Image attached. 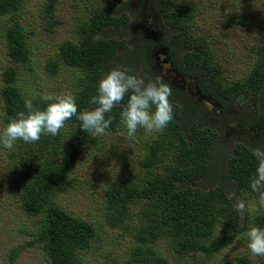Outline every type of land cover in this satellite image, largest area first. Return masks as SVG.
Here are the masks:
<instances>
[{
	"label": "trees",
	"instance_id": "trees-1",
	"mask_svg": "<svg viewBox=\"0 0 264 264\" xmlns=\"http://www.w3.org/2000/svg\"><path fill=\"white\" fill-rule=\"evenodd\" d=\"M58 1L46 0L44 3L45 19L52 24L55 23ZM132 1L103 0L101 5L93 7L87 19L78 26L75 40L59 45L58 60L83 73L74 95L78 115L92 107L89 100L97 95L98 84L107 72L112 68L126 67L134 74L132 68L135 64L148 68L154 62L152 55L158 50H161L156 53L163 73L193 80L194 90L215 108V111L208 109L158 75L172 89L169 99L173 119L162 134L147 145L141 162L142 168L147 170L146 179L142 187L121 182L104 191L105 221L110 226L122 223L128 205L133 201L154 203V207L149 205L142 211L147 219L153 215L155 207L161 205V217H155L153 228L147 233L143 228L135 233L137 239H142V246L133 250L130 262L168 264L153 247L158 239H165L179 258L195 252L209 254L218 251L241 230L237 220L239 212L235 210L239 191L248 189L258 195L251 189L250 181L258 167L253 153L259 143L248 141L244 136L246 133L240 132L257 130L261 137L264 131L261 107L264 104L261 99L264 94V57L254 65L244 83L224 86L217 80L219 70L208 43L191 37L192 30L184 20L188 15L186 11L174 0H139L135 7L131 6ZM22 3L23 0H0V17L12 14L13 19L5 33L10 65L2 73L0 88L7 122L18 111H26V101L41 110L50 103L40 97L27 100L16 85L17 65L26 64L30 57L28 35L13 17ZM129 18L131 22H128ZM146 19L153 21L155 36L147 31ZM109 29L126 30L132 37H104V32ZM49 67L55 71L57 63L51 61ZM242 94L249 101L242 105L249 104L248 109L236 104ZM127 100L126 95L121 104L106 114L113 117L107 131L114 132L122 124L120 112ZM65 124L70 125L68 130L62 128L56 136H41L43 140L39 142L42 146L33 167V182L30 187H25L21 208L27 216L39 218L34 241L41 243L51 264H82L81 253L90 247L95 230L85 220L58 207L53 198L72 170L89 134L80 129L81 121L77 116ZM230 129L239 131L231 134ZM63 137L67 147H64ZM225 142L232 146L231 152H223L222 162L219 157L217 164L212 158L214 147L219 144L221 152ZM160 163H163L161 171L155 168ZM229 193L234 194L232 199ZM216 203L222 204L219 213L223 215L225 212V218L229 220L221 222L222 232L211 239L215 218L210 209ZM219 206L215 205L218 211ZM257 224L264 229V212L257 218ZM209 239L211 241L206 243ZM18 252V249L11 252V260H15ZM244 260L243 263L248 264Z\"/></svg>",
	"mask_w": 264,
	"mask_h": 264
},
{
	"label": "rangeland",
	"instance_id": "rangeland-1",
	"mask_svg": "<svg viewBox=\"0 0 264 264\" xmlns=\"http://www.w3.org/2000/svg\"><path fill=\"white\" fill-rule=\"evenodd\" d=\"M45 1L23 0L21 7L13 14L24 27L29 39L30 57L26 64L17 65L16 81L18 90L27 100L45 95L77 93L78 80L83 73L59 62V45L75 40L76 30L87 19L89 11L103 3V0H59L55 9V23L52 24L45 19ZM174 1L188 14L184 20L186 19L185 24L192 30L191 37L208 43L214 64L219 70L217 80L224 86L244 83L254 65L264 57V0ZM138 3L139 0H133L131 6L135 7ZM128 22H131V18ZM12 23V14L0 17V88L3 84L2 73L10 65L6 56L5 33ZM146 29L151 36H155L153 21L150 19H146ZM112 35L126 39L132 37L126 30L119 32L109 29L104 32V37ZM131 48L130 46L129 49ZM156 52L152 55L154 62L151 66L147 68L135 64L133 73L146 80L160 75L175 87L184 90L195 101L215 111L212 103L194 90L193 80L173 73H163V66L160 65ZM51 61L57 63L55 71L49 67ZM261 99H264V94ZM244 102L249 101L243 94L236 99L238 106L250 108L249 104L242 105ZM261 107L264 116V104ZM7 124L0 96V134ZM69 128V124L63 127L65 131ZM238 131L239 129L229 130L231 134ZM242 132L246 133L247 136H244L248 141L259 143L258 148H264V131L261 137L257 130H242L240 133ZM161 134L162 132L150 133L139 128L135 139H129L126 127L121 124L114 132L106 131L105 135L96 137L88 135L72 170L53 198L58 207L85 220L95 230V238L90 247L81 253L82 264H135L130 262L133 250L142 246V239H137L135 233L141 228L144 233L153 228L155 217H161V205L155 207L154 212L157 214L153 212L147 219L142 211L149 205L154 207V203L145 200L133 201L128 205L122 223L110 226L105 221L104 191L121 182L142 187L147 170L142 168L141 162L147 145ZM41 140L42 137L39 141ZM39 141H17L12 150L0 145V264H51L41 243L34 241L39 218L27 216L21 208L25 187H30L33 182V167L42 146ZM63 141L64 147H67L66 138L63 137ZM219 148L221 146L216 145L212 155L217 164L223 152H231L232 146L225 142L221 152ZM162 165L160 163L155 168L161 171ZM204 184L208 185L205 181ZM238 199L243 200L247 207L244 215L239 213L237 216L241 230L229 244L218 251L209 254L195 252L179 258L165 239H158L152 246L166 258L168 264H245L244 259L248 264H264V256L251 254L246 236L250 228H261L257 224V218L264 212V207L259 205L258 195L248 189L240 190ZM218 204L219 211L215 207ZM221 206L222 204L216 203L210 209L215 218L211 239L222 232L221 222L229 220L225 218V212L223 215L219 213ZM16 249L19 252L13 261L11 252Z\"/></svg>",
	"mask_w": 264,
	"mask_h": 264
},
{
	"label": "clouds",
	"instance_id": "clouds-1",
	"mask_svg": "<svg viewBox=\"0 0 264 264\" xmlns=\"http://www.w3.org/2000/svg\"><path fill=\"white\" fill-rule=\"evenodd\" d=\"M127 104L120 112V122L127 129L129 139H135L137 130L162 132L173 119V106L169 97L171 87L160 77L145 79L131 74L126 67L112 68L100 80L97 95L89 100L92 106L78 115L76 97L70 93L45 95L50 101L43 110L34 108L31 101L25 102L26 111H18L0 134V145L12 150L17 141L34 143L44 134L56 136L65 126V122L77 116L81 121L80 129L93 136L105 135L112 124L113 117L106 116L121 104L125 96ZM258 161L256 174L250 181L251 189L258 194V203L264 207V148L254 150ZM233 193H229L232 199ZM235 210L241 215L247 211L243 200H237ZM250 252L254 256H264V229L252 227L246 233Z\"/></svg>",
	"mask_w": 264,
	"mask_h": 264
},
{
	"label": "flooded vegetation",
	"instance_id": "flooded-vegetation-1",
	"mask_svg": "<svg viewBox=\"0 0 264 264\" xmlns=\"http://www.w3.org/2000/svg\"><path fill=\"white\" fill-rule=\"evenodd\" d=\"M191 88V87H190ZM189 87H188V89H190ZM182 90V89H181ZM192 90V89H191ZM184 91V90H183ZM191 98V97H190ZM191 99H193V98H191ZM250 131H253V130H250Z\"/></svg>",
	"mask_w": 264,
	"mask_h": 264
}]
</instances>
